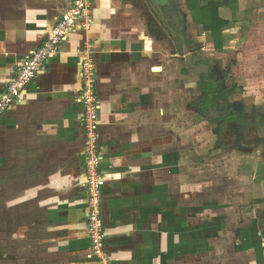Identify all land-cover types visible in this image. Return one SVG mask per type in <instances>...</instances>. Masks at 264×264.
Returning <instances> with one entry per match:
<instances>
[{
    "label": "crops",
    "instance_id": "obj_1",
    "mask_svg": "<svg viewBox=\"0 0 264 264\" xmlns=\"http://www.w3.org/2000/svg\"><path fill=\"white\" fill-rule=\"evenodd\" d=\"M169 1L156 3L175 28L185 17L188 38L197 32L201 51L213 59L233 51L239 25L264 23L255 19L261 10L256 2L248 6L251 0H238L236 17L221 8V19L232 24L224 31V51L217 52L186 0ZM72 2L0 0V95ZM92 16L91 29L71 34L0 118V264H264V196L248 199L244 188L242 196L233 195L245 177L227 178L223 190L210 179L187 182L180 135L186 71L207 72L189 63L199 58L212 66L209 57L180 52L150 0H93ZM89 56L97 69L106 178L101 219L107 238L100 258L90 251L86 108L79 102L82 62ZM227 69L232 72V64ZM249 130L250 140L255 129ZM245 202L253 205L247 215Z\"/></svg>",
    "mask_w": 264,
    "mask_h": 264
},
{
    "label": "rangeland",
    "instance_id": "obj_2",
    "mask_svg": "<svg viewBox=\"0 0 264 264\" xmlns=\"http://www.w3.org/2000/svg\"><path fill=\"white\" fill-rule=\"evenodd\" d=\"M255 2L261 10L254 12L255 19L264 20V0H251L248 6ZM250 23L241 24L235 29L234 34L239 36V40L235 42L233 51L229 48L217 59L216 57L213 59L212 54L207 55L203 51L200 53L204 61L208 60L204 57H209V62L213 64L212 70L207 73L208 78L218 82L223 89L231 88L233 82L242 85V90L237 89L233 95L226 98L227 106L224 101H219L218 109L205 116L201 114L200 108L206 95L196 80L198 76L201 81L204 73L189 74L186 71L185 122L183 131H180V135L182 132L185 133L187 182L189 180V184H192L198 180L210 179L223 190L228 186L227 183L224 187L227 178L240 180L241 177H245L239 183L236 182L237 187L230 191L235 196L237 194L242 196L240 193L242 188L247 189L248 199L264 196V23L256 29ZM231 64L232 79H228L223 72L225 67ZM233 106L241 116L247 113L248 117L245 118H249V127L244 126L243 133L236 125L230 123L224 125L217 119ZM211 114L216 115V118ZM251 128L255 130L251 131L252 137L249 140L248 129ZM237 130L242 133L240 138H235ZM253 132H257V138ZM218 190L220 194L223 193ZM245 204L246 202L242 204V209L247 215V210L251 211L253 205L250 207V204Z\"/></svg>",
    "mask_w": 264,
    "mask_h": 264
},
{
    "label": "built area",
    "instance_id": "obj_3",
    "mask_svg": "<svg viewBox=\"0 0 264 264\" xmlns=\"http://www.w3.org/2000/svg\"><path fill=\"white\" fill-rule=\"evenodd\" d=\"M92 5L93 0H73L70 9L56 22L43 43L18 65V70L6 91L0 95V118L22 97L26 87L59 53L62 43L71 34L91 29L94 23ZM81 77L84 88L79 102L86 108L83 119L87 146L85 187L88 195L86 205L90 251L92 256L100 258L107 238L101 219L102 190L106 184V178L101 170L103 156L99 148L100 102L97 96V69L90 56L82 62Z\"/></svg>",
    "mask_w": 264,
    "mask_h": 264
},
{
    "label": "trees",
    "instance_id": "obj_4",
    "mask_svg": "<svg viewBox=\"0 0 264 264\" xmlns=\"http://www.w3.org/2000/svg\"><path fill=\"white\" fill-rule=\"evenodd\" d=\"M188 10L193 16L194 23L201 27L203 32L209 33L212 38L215 50L217 52H223L224 46L227 41V37L224 35V31L232 24V22L225 21L220 17L221 8H229L233 12V16L236 17L239 12L238 0H186ZM236 20H233L235 22ZM223 75L225 78L232 79L230 77L232 72L227 69ZM207 81L200 82L202 90L206 93L204 103L201 105V114L207 115L211 111L218 109L219 101H224L226 106L228 105L227 97L233 95V92L240 89L238 85L233 84L231 88L223 89L219 86L218 82L207 77L204 78ZM227 98V99H226ZM224 116H220L217 119H224V122L238 123L240 126L249 127V124L245 119L232 108Z\"/></svg>",
    "mask_w": 264,
    "mask_h": 264
},
{
    "label": "flooded vegetation",
    "instance_id": "obj_5",
    "mask_svg": "<svg viewBox=\"0 0 264 264\" xmlns=\"http://www.w3.org/2000/svg\"><path fill=\"white\" fill-rule=\"evenodd\" d=\"M171 3H172V1H171ZM169 4H170V1H169ZM169 10H170V8H169ZM164 12H165V10H164ZM165 16H166V13H165ZM155 17H157V16H155ZM183 20H181V26H180V28H175V27L172 26V24L169 22V20L167 18V23L165 25L167 32H166L165 35L167 37H169L172 41H175L177 43V45H178L179 51L180 52H183V54L187 58H189V57L192 56V54L197 53V52H200L202 50L203 43L200 42V39L197 37L199 35L197 32L196 33L192 32V36L194 37L192 40H190L188 38V33L190 32V30H192V28H190V29L189 28H186L185 29V26L187 25V19H185V17H184ZM193 29H194V27H193ZM196 37H197V39H195ZM184 46H186L187 49H185ZM193 61H194V63H193ZM190 64H192V65L190 66ZM201 66L207 67L208 68V71L203 74V76H202L203 79L200 82L207 81L204 78L205 77H207V78L209 77L207 75V73L210 72V70H212V67L213 66H211L210 64L204 65L203 64V61H201L199 58H194L192 60V62L189 63V68H191L192 70L199 69V67H201ZM209 79H211V78H208V80ZM200 82L198 83V86L200 85ZM203 94L206 95L205 92ZM199 105H201V103H199ZM228 111L227 112H224V115H226L228 113ZM223 123H226V122H223ZM228 123H230V122H228Z\"/></svg>",
    "mask_w": 264,
    "mask_h": 264
},
{
    "label": "water",
    "instance_id": "obj_6",
    "mask_svg": "<svg viewBox=\"0 0 264 264\" xmlns=\"http://www.w3.org/2000/svg\"><path fill=\"white\" fill-rule=\"evenodd\" d=\"M150 2L159 22H161L165 26L167 23V18L165 16L163 8L156 3V0H150ZM159 22H157V24H159ZM184 48L187 49L186 46H184Z\"/></svg>",
    "mask_w": 264,
    "mask_h": 264
}]
</instances>
